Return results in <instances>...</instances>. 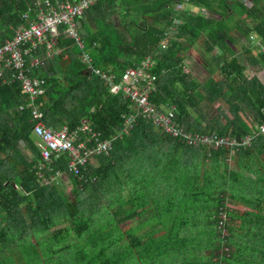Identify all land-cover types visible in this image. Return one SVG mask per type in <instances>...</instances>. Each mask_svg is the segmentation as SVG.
Wrapping results in <instances>:
<instances>
[{
	"label": "trees",
	"instance_id": "trees-1",
	"mask_svg": "<svg viewBox=\"0 0 264 264\" xmlns=\"http://www.w3.org/2000/svg\"><path fill=\"white\" fill-rule=\"evenodd\" d=\"M35 1L0 0V43ZM186 2L218 17L175 8L182 0H99L77 17L83 49L116 84L149 56L154 105L173 106L186 131L237 140L250 134V143H190L141 118L130 133L113 139L108 155L95 157L98 166L88 162L83 176L76 175L68 171L66 152L43 158L20 81L0 79V264H264V133L257 131L264 120V83L257 76L264 71V23L240 20L246 8L237 0ZM251 32L259 45L248 39ZM200 34L206 53L216 49L208 69L215 78L207 87L183 70L185 51ZM60 43L54 56L41 46L36 54L44 63L29 71L46 82L35 100L46 125L73 130L85 123L98 138H112L132 112L131 102L85 71L74 38L62 34ZM247 65L251 76L244 74ZM218 98L227 104L215 108L222 119L201 103ZM58 169L69 176L61 187L53 177ZM93 179L112 193L107 205L96 196ZM226 199L246 208L240 217ZM237 217L246 235L238 231Z\"/></svg>",
	"mask_w": 264,
	"mask_h": 264
},
{
	"label": "built area",
	"instance_id": "built-area-1",
	"mask_svg": "<svg viewBox=\"0 0 264 264\" xmlns=\"http://www.w3.org/2000/svg\"><path fill=\"white\" fill-rule=\"evenodd\" d=\"M97 1L99 0H36L21 11L23 21L13 27L12 36L0 43V79L7 83L13 80L20 81L21 92L26 94L28 99L27 106L31 105L34 122L32 133L46 161L51 160L53 153L66 152L69 156L68 171L83 176L82 167L97 155H108L113 139L124 132L130 133L133 125L141 118L151 121L159 132L190 143L198 141L213 147L222 144L232 146L250 143V134H245L237 140L236 137L229 135L218 136L186 131L176 123L173 106L163 108L154 105L148 97L149 92L155 89L153 77L147 73L149 66L154 63L149 56L139 65L128 68L118 84L113 83L112 76L94 68L89 52L83 49L84 41L78 30L77 17ZM62 34L74 38L82 48L80 56L86 63L85 71L94 73L108 82L111 85V94L122 93L132 104V112L124 115L121 131H117L112 138H98V133L91 132L85 123L73 130L65 124L59 128L49 127L44 121L43 112L35 103V100L44 94L46 83L44 78L29 75L32 68L42 66L44 63V57L37 55L36 52L41 46H45L47 56H53ZM161 46L165 47L164 42H161ZM257 128L258 132L264 133V120ZM66 173L58 169L53 177L59 179ZM49 181L47 178L43 179V182Z\"/></svg>",
	"mask_w": 264,
	"mask_h": 264
},
{
	"label": "rangeland",
	"instance_id": "rangeland-1",
	"mask_svg": "<svg viewBox=\"0 0 264 264\" xmlns=\"http://www.w3.org/2000/svg\"><path fill=\"white\" fill-rule=\"evenodd\" d=\"M204 35L200 34L198 37H196L194 40H192L190 42V44L188 45L186 51H185V56L186 59H184V66H183V70L187 73L190 72L193 76L196 77V79H199V81L201 82L202 85H204L205 87H207L208 82L215 78L214 73L211 71V73L208 71V69L212 68V61L211 58L209 57L211 54H213L216 49H213L210 52H205L204 50ZM255 41V39L253 40ZM164 42V41H162ZM167 45V44H166ZM62 49V45L59 42L57 44V51H55V54L59 53ZM253 53H256L255 50H252ZM54 54V55H55ZM53 55V56H54ZM239 59H243L245 60V57H243L242 54L239 53ZM253 70L251 69L250 65L246 66V69L244 70V74L246 76H251L253 74ZM257 76L260 78V80L264 83V71L258 72ZM201 103L205 106L206 110L208 113H214L215 115L218 114V110H216L215 108L218 106H221L222 108H226L227 104L224 102L223 98H218L215 99L211 104L207 103L206 100H202ZM240 106H242L244 108V106L242 104H240ZM224 113H226V115H231L229 110L224 111ZM241 113H244L246 115L247 118H250V112L247 111V109H243V111ZM217 117H219V119H222L221 116L217 115ZM34 135V134H33ZM35 136V135H34ZM27 148V152H31V148L26 147ZM233 153V151H232ZM232 158V156H230ZM227 160L226 162L229 164V166H233V160L235 159L234 157V153H233V158L232 159ZM256 158V156H255ZM254 158V159H255ZM257 160V159H256ZM225 161V160H224ZM259 161V160H257ZM256 161V163H258ZM99 161L97 159H92L90 164L93 165L94 167L98 166ZM204 164L208 165V168H210V161H205ZM201 174H203L204 172V167H201ZM69 176L67 174H63L62 177H60V181L58 182L59 187H61L62 185H64L65 183H67L69 181ZM95 184L98 185V188L96 190V196H99V200L100 202L102 201L103 205H107L110 201L109 196L112 193H106L103 189V187L101 186L102 184L99 183V179H93ZM125 181L124 178H122L119 183ZM117 185V184H115ZM125 190L123 191V195H126L129 192V187L130 186H125ZM68 191V190H67ZM234 201H229L228 199L224 200V204L225 206H227L228 208H230L231 210H233L235 213H237V215L240 217L241 213L244 212V210L246 209L245 207H243L241 204H234ZM239 217L236 218V226H238L239 230L241 232V235H246L244 234L245 229L242 228V223L243 220L240 219ZM126 222H130V221H126ZM60 225V224H59ZM58 226V225H57ZM55 226H52L48 229V231H52L54 230ZM47 235H44V237H46ZM32 240L35 242L37 240V238L33 237ZM39 240V239H38ZM40 248V247H39ZM63 254V253H62Z\"/></svg>",
	"mask_w": 264,
	"mask_h": 264
},
{
	"label": "crops",
	"instance_id": "crops-1",
	"mask_svg": "<svg viewBox=\"0 0 264 264\" xmlns=\"http://www.w3.org/2000/svg\"><path fill=\"white\" fill-rule=\"evenodd\" d=\"M238 2H240L245 8L246 11L245 12H241L238 14L239 19L242 21H249V22H263L264 23V0H237ZM182 5H177L174 7L175 8H180L182 7V9H188V10H192L193 12L195 11H200L203 12L204 14L213 17V18H217L218 14L205 9L204 7H199V6H195V5H190L186 2V0H182ZM181 9V8H180ZM177 21V20H175ZM248 39L251 40V43L254 45H259L261 42L259 41V37L251 32L248 35ZM255 39V41H253ZM160 106H162L163 108H168V106H165L164 104H161ZM156 129V128H155Z\"/></svg>",
	"mask_w": 264,
	"mask_h": 264
},
{
	"label": "clouds",
	"instance_id": "clouds-1",
	"mask_svg": "<svg viewBox=\"0 0 264 264\" xmlns=\"http://www.w3.org/2000/svg\"><path fill=\"white\" fill-rule=\"evenodd\" d=\"M160 106V105H159ZM95 158V157H94ZM92 160V159H91ZM91 160L89 161V164H90V162H91Z\"/></svg>",
	"mask_w": 264,
	"mask_h": 264
}]
</instances>
